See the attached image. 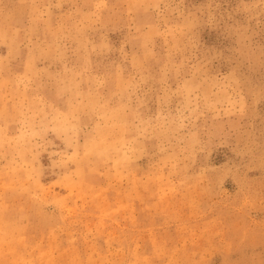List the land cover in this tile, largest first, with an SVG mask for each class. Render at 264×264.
I'll list each match as a JSON object with an SVG mask.
<instances>
[{
  "label": "rangeland",
  "instance_id": "rangeland-1",
  "mask_svg": "<svg viewBox=\"0 0 264 264\" xmlns=\"http://www.w3.org/2000/svg\"><path fill=\"white\" fill-rule=\"evenodd\" d=\"M0 264H264V0H0Z\"/></svg>",
  "mask_w": 264,
  "mask_h": 264
}]
</instances>
